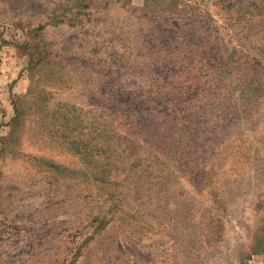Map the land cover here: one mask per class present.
<instances>
[{
	"label": "rangeland",
	"instance_id": "rangeland-1",
	"mask_svg": "<svg viewBox=\"0 0 264 264\" xmlns=\"http://www.w3.org/2000/svg\"><path fill=\"white\" fill-rule=\"evenodd\" d=\"M0 264H264V0H0Z\"/></svg>",
	"mask_w": 264,
	"mask_h": 264
}]
</instances>
